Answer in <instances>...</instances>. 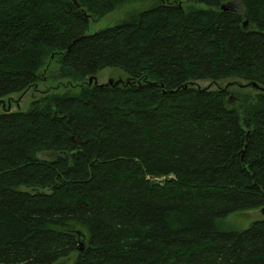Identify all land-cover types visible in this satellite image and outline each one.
Listing matches in <instances>:
<instances>
[{
	"label": "trees",
	"instance_id": "obj_1",
	"mask_svg": "<svg viewBox=\"0 0 264 264\" xmlns=\"http://www.w3.org/2000/svg\"><path fill=\"white\" fill-rule=\"evenodd\" d=\"M51 62L77 91L0 112V264H264V218L218 225L264 209V0H0V98Z\"/></svg>",
	"mask_w": 264,
	"mask_h": 264
},
{
	"label": "rangeland",
	"instance_id": "obj_2",
	"mask_svg": "<svg viewBox=\"0 0 264 264\" xmlns=\"http://www.w3.org/2000/svg\"><path fill=\"white\" fill-rule=\"evenodd\" d=\"M147 5L141 6L139 10L146 9L148 7ZM200 7L206 8L205 5H200ZM136 8V4H127L104 17L94 19L90 23L87 34H92L107 26L114 25L120 20L129 17L133 13V11L136 10ZM227 8L231 11H234L235 13L242 12V7L238 2H233L231 5L228 4ZM58 68L59 67L57 64L53 62L49 63V65L45 68V71H43V80L40 81L35 87L28 89L24 93L13 94L5 98H0V112L26 111L33 101L40 100L44 95L55 93L63 94L69 88H73V91H77L78 87L76 88V85L78 84H76V82L67 79L62 80L56 78ZM97 78L98 84H106L111 80H113V82L123 81L122 83H124V81L128 80V77L124 75L120 70L111 68H107L101 71L97 75ZM196 86L209 89L228 88V90L232 93L242 91L243 93L254 94L256 93V91L261 90L255 87H249L246 82H232V80L220 81L218 83H213L211 81H200L196 83ZM232 102L233 104H235L234 101ZM51 156L52 155L46 153L41 154V157L45 159H49ZM263 218L264 214L260 209L246 210L232 213L227 218L219 220L218 225L219 228L224 231H244L250 228V226L255 221ZM74 260L75 256L72 257L71 260H65L60 264H74Z\"/></svg>",
	"mask_w": 264,
	"mask_h": 264
},
{
	"label": "water",
	"instance_id": "obj_3",
	"mask_svg": "<svg viewBox=\"0 0 264 264\" xmlns=\"http://www.w3.org/2000/svg\"><path fill=\"white\" fill-rule=\"evenodd\" d=\"M75 3L77 4V2L75 1ZM228 5V4H227ZM227 5H225V7H227ZM77 7H79V5L77 4ZM224 8V6H223ZM93 81V79H90V83ZM111 83L113 82V80L110 81ZM123 81H118L116 82V84L122 83ZM253 87L261 89V87H259L257 84H253ZM262 213L264 214V209H262Z\"/></svg>",
	"mask_w": 264,
	"mask_h": 264
}]
</instances>
